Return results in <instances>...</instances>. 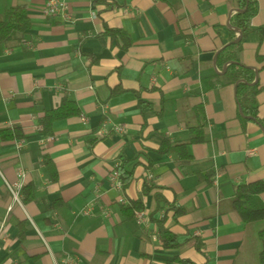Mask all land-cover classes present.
Wrapping results in <instances>:
<instances>
[{"label": "crops", "instance_id": "crops-1", "mask_svg": "<svg viewBox=\"0 0 264 264\" xmlns=\"http://www.w3.org/2000/svg\"><path fill=\"white\" fill-rule=\"evenodd\" d=\"M62 1L70 19L45 15L46 0H0V12L25 5L31 19L20 39L0 45V129L24 133L0 138V264H261L264 219L245 223L232 197L264 181V0L238 52L260 86L261 124L244 115L227 65H217L239 36L236 0ZM106 27L125 30L131 46ZM118 85L124 92L112 96ZM64 98L80 114L45 135L41 117ZM104 123L125 130L99 137ZM200 126L205 140L187 146L191 159L158 153L163 137L182 143ZM120 155L136 164L125 190L110 181ZM20 169L17 204L5 180ZM144 178L151 190L139 223L122 205L140 197ZM164 214L177 248L160 243L151 218Z\"/></svg>", "mask_w": 264, "mask_h": 264}, {"label": "trees", "instance_id": "trees-1", "mask_svg": "<svg viewBox=\"0 0 264 264\" xmlns=\"http://www.w3.org/2000/svg\"><path fill=\"white\" fill-rule=\"evenodd\" d=\"M99 2L108 3L109 0H94L95 4ZM236 4L239 7V11L233 16V25L241 32V40L237 43L231 42L224 47L218 55L217 65L223 67L226 64L227 75L231 77L233 83H238V97L242 104L244 115L250 116V118L261 124L256 101L260 86L258 82L255 83L256 75L254 70L242 65L238 58L241 42L251 31V20L256 15L258 6L255 0H236ZM110 5H112V3ZM30 28L31 19L25 5L12 6L5 9L3 12H0V45H6L20 39ZM262 30L264 31V29ZM104 32L114 36L122 49H127L131 46L132 39L125 30L106 27ZM123 92L124 88L118 85L111 90V95H118ZM138 105L141 109L149 106L148 103L141 99L139 94ZM79 114L80 110L76 103L68 98H64L57 108L45 111L41 117L40 124L43 127L44 134L48 135L50 133L51 124L54 121ZM202 127L190 129L193 137L182 143L172 142L167 137H163L158 153H175L180 160L191 159L187 152V146L191 143H200L205 140ZM0 138L3 140H22L24 139V133L18 126L4 128L0 129ZM44 160L46 165H48L50 160L48 158ZM130 164L131 161L126 159L123 155L119 156V165L116 167V170L119 174L123 190H125L134 178V168L136 164L134 163L132 168L129 167ZM150 184L151 181L144 178L140 197L130 201V203L122 205V210L127 214V218H134L137 212L144 211L143 197L151 190ZM263 192L264 181L262 180L242 183L236 187L232 197V206L245 223L257 222L264 219V202L261 199V194ZM160 209L159 207L157 211ZM151 219L158 226L160 243L164 248H177L180 246L176 235L171 233L164 225L166 221L165 214L161 218L154 217L153 215ZM259 237L261 240L259 260L261 264H264V229L260 231ZM178 262L179 264H194L188 259H179Z\"/></svg>", "mask_w": 264, "mask_h": 264}, {"label": "built area", "instance_id": "built-area-1", "mask_svg": "<svg viewBox=\"0 0 264 264\" xmlns=\"http://www.w3.org/2000/svg\"><path fill=\"white\" fill-rule=\"evenodd\" d=\"M43 12L45 15H48V16L60 14V15H63V17H65L66 19H70V13L68 11V6L62 0H46ZM82 121L84 123L86 122V118L83 116H82ZM110 130H114L117 133H123L125 130V127L119 124V125L112 127V129H110L107 126V124L104 123L101 126V128L97 131V135L99 137H103L105 134L110 132ZM25 178H26V172L20 169L18 171V179L15 182L9 183L8 181L5 180L6 186L11 193L13 203L21 204L23 201V188L25 184ZM110 181L115 187L122 189V183L119 179V174L116 169L112 172L110 176ZM9 210H11V207H9ZM135 217L139 223L144 222L146 219L145 218L146 215L144 211L137 212ZM0 251H1V247H0Z\"/></svg>", "mask_w": 264, "mask_h": 264}, {"label": "water", "instance_id": "water-1", "mask_svg": "<svg viewBox=\"0 0 264 264\" xmlns=\"http://www.w3.org/2000/svg\"><path fill=\"white\" fill-rule=\"evenodd\" d=\"M238 31V30H237ZM238 33H239V36L233 41L234 43H237V42H239L240 40H241V32L240 31H238ZM218 54V53H217ZM224 72H225V69H224ZM237 85H238V83H236V88H237ZM241 109V108H240Z\"/></svg>", "mask_w": 264, "mask_h": 264}]
</instances>
